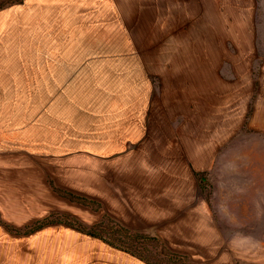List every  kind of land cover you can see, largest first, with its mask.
Here are the masks:
<instances>
[{
    "label": "crops",
    "instance_id": "1",
    "mask_svg": "<svg viewBox=\"0 0 264 264\" xmlns=\"http://www.w3.org/2000/svg\"><path fill=\"white\" fill-rule=\"evenodd\" d=\"M28 1L44 8L50 61L73 60L68 53L79 54L86 36L122 24L124 8L130 61L156 69L127 71L129 99L100 132L97 151L115 148L111 158L123 162L98 169L93 207L65 189L50 188L38 207L0 192V264H148L90 233L105 217L130 232L176 239L205 261L253 253L263 264L264 0ZM4 21L0 15V32ZM6 56L1 61L18 55ZM18 128L0 120V158ZM52 211L79 227L55 221L23 230Z\"/></svg>",
    "mask_w": 264,
    "mask_h": 264
},
{
    "label": "rangeland",
    "instance_id": "2",
    "mask_svg": "<svg viewBox=\"0 0 264 264\" xmlns=\"http://www.w3.org/2000/svg\"><path fill=\"white\" fill-rule=\"evenodd\" d=\"M38 5L28 0H0V15L5 19L0 32V57L9 55L10 60L18 55L16 61L0 58V120L20 129L19 138L6 143L5 158L3 154L0 158V187L4 186L0 192L34 200L38 207L50 188L65 189L77 192L93 207V178L99 176L98 169L106 171V166L118 165L121 159L111 158L115 148L99 155L100 132H105L103 128H108L116 112H124L130 88L127 71H152L156 63L130 61L125 46L130 31H125L124 8L122 24L95 31L94 37L86 36L79 54L68 53L73 60L50 61L55 48L47 43L44 8ZM142 31L135 33L140 36ZM148 35L156 37V30L148 29ZM139 36L135 38L137 49L145 53L147 48L141 46ZM146 81L151 82L155 93L157 79L152 76ZM103 144H108L107 139ZM16 148H21L20 152H13ZM101 176L102 181L103 177L108 180V174ZM200 182L208 196L210 183L205 177ZM60 213L52 211L51 217L48 214L37 219L23 230L32 231L46 218L58 221ZM109 218L98 226L99 232L117 245H131V250L148 264H216L213 259L198 258L173 238L125 228L132 235L126 237L120 232L122 226ZM236 257L227 264H262L253 253Z\"/></svg>",
    "mask_w": 264,
    "mask_h": 264
},
{
    "label": "trees",
    "instance_id": "3",
    "mask_svg": "<svg viewBox=\"0 0 264 264\" xmlns=\"http://www.w3.org/2000/svg\"><path fill=\"white\" fill-rule=\"evenodd\" d=\"M63 194H64V196L68 197V198H69L70 200H72V201H77V202H81V203L88 204V201H87L85 198L78 197V196L72 195V194H70V193H63ZM60 216H61L62 218L58 219V221L65 222V223L70 224V225H72V226L79 227L78 223H77L73 218H70V217L67 216V215H60ZM49 217H51V215H50ZM58 218H59V217H58ZM47 219H48V218H46V219H44V220H42V221L37 222V223H39V224H36V225L34 226L33 230L42 227L46 222H48V223H50V222H55V221H47ZM98 230H99L98 226H96V227H91V228H90V233H91L92 235H94V236H101V235L99 234ZM121 231L124 232V234H125L126 237H127V236H128V237H131V236H132V235H130V234L128 235L127 230H126L125 228H122V227H121L120 232H121ZM105 238H106V237H105ZM105 238H104V239H105ZM105 240H108V239L106 238ZM108 241H109L111 244H115V245H117V243H116V242H113L111 239H109ZM118 246L121 247L122 249H124V250H126V251H129V252H131L132 254H134V255L140 257V259H143L141 256L137 255L136 252H134V251L131 250V245H129V247H128V246H123V245H119V244H118Z\"/></svg>",
    "mask_w": 264,
    "mask_h": 264
}]
</instances>
